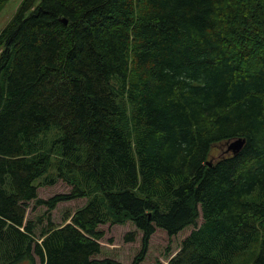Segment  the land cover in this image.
<instances>
[{
	"label": "trees",
	"instance_id": "obj_1",
	"mask_svg": "<svg viewBox=\"0 0 264 264\" xmlns=\"http://www.w3.org/2000/svg\"><path fill=\"white\" fill-rule=\"evenodd\" d=\"M127 222L132 261L99 257L100 226ZM157 229L189 231L160 264H264V0H21L0 30V264H144Z\"/></svg>",
	"mask_w": 264,
	"mask_h": 264
},
{
	"label": "rangeland",
	"instance_id": "obj_2",
	"mask_svg": "<svg viewBox=\"0 0 264 264\" xmlns=\"http://www.w3.org/2000/svg\"><path fill=\"white\" fill-rule=\"evenodd\" d=\"M20 1L21 0L0 1V30L11 18ZM261 47L262 45H259V48ZM70 187L71 186L65 181H63L62 178H58L52 185L39 186L38 195L39 197L46 198L57 192H67ZM85 201V198H81L74 201L58 204L56 208L52 211V217L54 219V222L56 224H60L62 222L61 215L64 213V211L69 209H76L77 207L83 205ZM27 211V216L36 218L41 213L42 209H28ZM133 228L134 227L130 222H127L124 225H110L108 223L101 225L100 229L104 230V236L101 240L103 248L101 254H99V257H111L124 263H130L138 251V240L140 235L136 236L137 242L135 243L125 242L123 236L127 231H130ZM188 232L189 231L187 230L183 233H180V235L178 234V236L176 235L175 237H172L170 238V240H168V237L165 236L162 231L157 229L156 232L152 235L149 242L148 252H150V257L146 262H144V264H160L159 262L164 263L162 261L166 259L164 253L165 247L170 246L171 251L174 252L178 248L179 239L182 236H185ZM35 235L38 236V232H35ZM241 258L247 263H243L241 261ZM241 258L239 257L237 259L236 264H249L245 256H242ZM36 261V264H40L37 258Z\"/></svg>",
	"mask_w": 264,
	"mask_h": 264
},
{
	"label": "water",
	"instance_id": "obj_3",
	"mask_svg": "<svg viewBox=\"0 0 264 264\" xmlns=\"http://www.w3.org/2000/svg\"><path fill=\"white\" fill-rule=\"evenodd\" d=\"M244 141H245V138L243 137L232 139L229 142H227L226 150L235 154L242 148Z\"/></svg>",
	"mask_w": 264,
	"mask_h": 264
}]
</instances>
